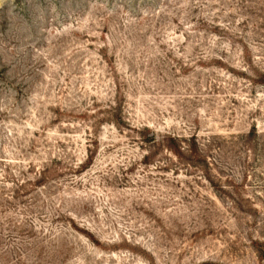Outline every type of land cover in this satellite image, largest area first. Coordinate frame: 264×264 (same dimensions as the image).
Returning a JSON list of instances; mask_svg holds the SVG:
<instances>
[{"label":"rangeland","instance_id":"1","mask_svg":"<svg viewBox=\"0 0 264 264\" xmlns=\"http://www.w3.org/2000/svg\"><path fill=\"white\" fill-rule=\"evenodd\" d=\"M0 264H264V0H0Z\"/></svg>","mask_w":264,"mask_h":264},{"label":"trees","instance_id":"2","mask_svg":"<svg viewBox=\"0 0 264 264\" xmlns=\"http://www.w3.org/2000/svg\"><path fill=\"white\" fill-rule=\"evenodd\" d=\"M145 131H148V130L145 129ZM149 140H150V141H153V140H155V139H154V137H151V138H149Z\"/></svg>","mask_w":264,"mask_h":264}]
</instances>
